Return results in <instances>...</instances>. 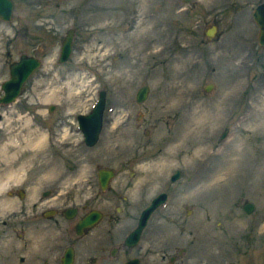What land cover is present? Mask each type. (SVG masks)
Here are the masks:
<instances>
[{
  "label": "rangeland",
  "instance_id": "obj_1",
  "mask_svg": "<svg viewBox=\"0 0 264 264\" xmlns=\"http://www.w3.org/2000/svg\"><path fill=\"white\" fill-rule=\"evenodd\" d=\"M14 2L13 19L0 20V86L21 55L40 58L42 67L17 102L0 106L1 218L11 219L5 208H23L48 183L61 192L77 186L85 198L94 168L109 167L118 173L113 192L124 172L129 177L130 217L158 192L170 196L133 250L141 264H171L183 247L187 253L174 264H264V47L252 17L264 0ZM211 25L217 31L208 39ZM71 28L72 53L59 63ZM143 85L148 96L138 103ZM101 90L103 128L88 147L76 116L91 110ZM175 169L181 177L171 183ZM17 190L23 196L9 201ZM246 201L254 205L250 214ZM103 207L85 246L90 253L98 238L113 245L105 220L115 210Z\"/></svg>",
  "mask_w": 264,
  "mask_h": 264
},
{
  "label": "flooded vegetation",
  "instance_id": "obj_2",
  "mask_svg": "<svg viewBox=\"0 0 264 264\" xmlns=\"http://www.w3.org/2000/svg\"><path fill=\"white\" fill-rule=\"evenodd\" d=\"M132 175L133 173L130 176ZM123 180L125 183L120 182V191L115 189L116 191L113 192L110 189L108 192L114 195L105 198L103 195L107 191L101 189L98 169H95L91 182L94 191L87 203L84 199L79 200L82 193L76 191L68 195L58 193L57 196L58 184L48 183L45 189L42 188L44 190H41V195L26 200L23 208L22 204L18 208L15 204L9 207L12 216L8 222L1 219L0 207V264H96V257L86 253L81 256L80 251L83 246L82 238L89 237L90 231L95 226L83 228V233L79 234L77 225L92 210H100V204H113L117 200L124 203V208L119 210L116 206V211L106 221V234L111 239L110 245L111 242L113 245L109 249L103 246L98 255L104 259V263L100 264H128L131 259L137 257L132 253L141 244L145 232H142L138 246L128 245L126 238L136 226L140 213L133 217L129 216L127 196L131 185L128 184L129 177L126 172ZM100 211L103 213L102 210ZM130 218L134 221L131 228ZM119 229L120 232H124L123 236L120 237L119 233L118 238H114L113 232ZM11 237L14 240L10 241ZM6 241H10V245L1 246V242L6 243ZM177 252V255L170 257L171 264H174V258L179 257L181 260L187 253V248L183 247ZM92 253H96L95 246L92 248ZM111 259L115 261H110ZM160 259H164V254Z\"/></svg>",
  "mask_w": 264,
  "mask_h": 264
},
{
  "label": "water",
  "instance_id": "obj_3",
  "mask_svg": "<svg viewBox=\"0 0 264 264\" xmlns=\"http://www.w3.org/2000/svg\"><path fill=\"white\" fill-rule=\"evenodd\" d=\"M13 2L12 0H0V17L8 20L12 16ZM254 18L260 26L259 43L264 46V3L258 5L254 10ZM214 30H210L207 34L211 37ZM72 40V30H69L66 37L62 40L61 56L59 61H64L70 52V45ZM39 65V61L33 57L21 55L19 61L10 64V79L3 83L2 88L5 91V95L0 101H10L14 95L17 94L21 84L28 78L30 73ZM148 88L146 86L141 87L137 93V101H142L147 96ZM104 106V92H101L100 99L97 105L93 108L91 114L87 116H80L79 121L81 128L86 137L88 144H92L97 139L98 132L101 127V114ZM111 175L110 171L104 173L105 180ZM162 197V198H161ZM163 195L156 198L153 203L147 208L143 215L140 226L145 223V219L150 212L161 200ZM253 205L249 202L244 204L243 209L250 213L253 210ZM144 216V217H143ZM97 214L92 215V219H95ZM144 225V224H143ZM142 225V226H143ZM141 226V227H142ZM140 230V229H139Z\"/></svg>",
  "mask_w": 264,
  "mask_h": 264
},
{
  "label": "bare ground",
  "instance_id": "obj_4",
  "mask_svg": "<svg viewBox=\"0 0 264 264\" xmlns=\"http://www.w3.org/2000/svg\"><path fill=\"white\" fill-rule=\"evenodd\" d=\"M133 32H134V31H133ZM133 32L128 33L127 35H130V34H132ZM54 93L56 94V93H58V92H54ZM52 97H54L53 94H52ZM26 141H28V140H26ZM204 148H205V147H204ZM235 148H236V146H234L231 150L233 151V150H235ZM205 151H206V148H205V150H204V153H205ZM232 151H230V153H231ZM0 156H1L0 158H4V157L2 156V154H1ZM1 162H2V161H1ZM1 162H0V165H1ZM8 177H10V176H8ZM8 177L6 178L7 180L5 181V183L9 181V180H8V179H9Z\"/></svg>",
  "mask_w": 264,
  "mask_h": 264
}]
</instances>
